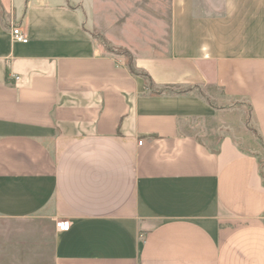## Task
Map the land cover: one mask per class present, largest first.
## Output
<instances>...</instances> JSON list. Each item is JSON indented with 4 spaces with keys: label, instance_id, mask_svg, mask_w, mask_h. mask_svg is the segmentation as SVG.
<instances>
[{
    "label": "crops",
    "instance_id": "0c3cea01",
    "mask_svg": "<svg viewBox=\"0 0 264 264\" xmlns=\"http://www.w3.org/2000/svg\"><path fill=\"white\" fill-rule=\"evenodd\" d=\"M215 101L264 140V0H0V264H264Z\"/></svg>",
    "mask_w": 264,
    "mask_h": 264
},
{
    "label": "rangeland",
    "instance_id": "374dc122",
    "mask_svg": "<svg viewBox=\"0 0 264 264\" xmlns=\"http://www.w3.org/2000/svg\"><path fill=\"white\" fill-rule=\"evenodd\" d=\"M215 102L212 103L218 109L216 118L197 127L195 133H198L201 138L205 135L216 136L218 134L219 136L226 133L241 150L258 157L264 176V140L254 129L249 108L238 103L223 106Z\"/></svg>",
    "mask_w": 264,
    "mask_h": 264
},
{
    "label": "built area",
    "instance_id": "2783aa9c",
    "mask_svg": "<svg viewBox=\"0 0 264 264\" xmlns=\"http://www.w3.org/2000/svg\"><path fill=\"white\" fill-rule=\"evenodd\" d=\"M11 37H12V40L14 42H20L23 44L27 43V39L25 38V36L21 32L20 28H18L16 26L12 27V29H11ZM56 227L59 231H66V230H68V223L67 222H59V223H57Z\"/></svg>",
    "mask_w": 264,
    "mask_h": 264
},
{
    "label": "trees",
    "instance_id": "16d2710c",
    "mask_svg": "<svg viewBox=\"0 0 264 264\" xmlns=\"http://www.w3.org/2000/svg\"><path fill=\"white\" fill-rule=\"evenodd\" d=\"M106 48H107V50H109V51H112V52H114V53H118V54H121V55L126 56V53H125V52L113 51V50H111L110 48H108L107 46H106ZM129 68H130V70H132V68H131V64H130V63H129ZM205 99H206V98H205ZM254 133H256V132H254ZM258 138H260V137L258 136Z\"/></svg>",
    "mask_w": 264,
    "mask_h": 264
}]
</instances>
